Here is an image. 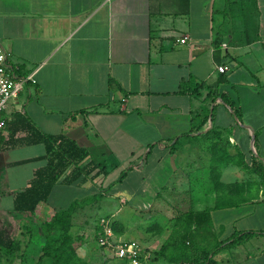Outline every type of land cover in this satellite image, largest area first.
I'll return each instance as SVG.
<instances>
[{"label":"crops","instance_id":"0c3cea01","mask_svg":"<svg viewBox=\"0 0 264 264\" xmlns=\"http://www.w3.org/2000/svg\"><path fill=\"white\" fill-rule=\"evenodd\" d=\"M0 44L19 76L33 74L5 113L0 221L4 195L14 209L15 193L46 163L45 145L25 141V118L74 139L105 171L56 184L39 216L90 199L74 219L102 201L114 217L129 202L150 208L156 197L167 205L185 195L189 207L212 214L206 228H192L201 246L264 230V221H240L243 210L264 204L260 176L250 170L253 156L264 160V0H0ZM222 93L242 121L214 101ZM229 186L242 202L217 207V189ZM236 247L238 256L219 252L218 264H238ZM263 247L256 254L264 256Z\"/></svg>","mask_w":264,"mask_h":264},{"label":"trees","instance_id":"16d2710c","mask_svg":"<svg viewBox=\"0 0 264 264\" xmlns=\"http://www.w3.org/2000/svg\"><path fill=\"white\" fill-rule=\"evenodd\" d=\"M217 97H220L231 110V113L239 121H242V112L228 94H219L214 98V101ZM214 114L215 110L213 116ZM21 121V127L28 130L26 143H42L46 148L44 155L46 163L35 171L34 177L27 187L14 195V213L16 215L29 213L32 217L30 221V242L33 247L24 251L21 264H44L47 258L52 261V264H91L85 257L80 255L78 249L81 237L76 236L73 231L76 210L83 206L85 202H89L90 199L76 200L65 208L56 209L49 218H44L43 221H35L33 217L38 207L49 201L54 186L59 182L71 184L79 179L90 178L94 180L105 171L101 168L100 163L90 159L89 149L80 146L74 139L65 134L45 133L29 119L21 118ZM240 164L243 167L250 166L245 158L240 161ZM132 168L131 165L125 170L119 181H122ZM250 170L257 173L261 179H264V160H260L258 156H253V164ZM216 178L217 185L223 186L219 182L220 177ZM232 187L229 186V193L226 190L222 193L220 188L217 189V207L233 206L242 202L237 201V195L233 193L236 190ZM118 221L114 219L113 222L116 231L119 229L118 224L120 222ZM177 221L182 222V229L171 241L163 245L160 251L174 264H218L216 255L222 250L242 245L255 236H264V230H241L235 232L226 240L217 241L210 248L197 245L196 234L192 229L193 226L198 230L204 229L211 224L213 220L210 211L194 209L182 214ZM18 246V238L8 225L2 221L0 223V250L10 254L14 253Z\"/></svg>","mask_w":264,"mask_h":264},{"label":"rangeland","instance_id":"374dc122","mask_svg":"<svg viewBox=\"0 0 264 264\" xmlns=\"http://www.w3.org/2000/svg\"><path fill=\"white\" fill-rule=\"evenodd\" d=\"M245 171V178L243 172L239 175L241 179L248 178L247 174H250V172L248 170ZM260 181L262 187H264V179L260 178ZM161 196L163 199L168 198L167 194H162ZM184 196L179 195L178 198L175 196L176 202L174 204L168 202L170 203L169 205L168 203L165 205L164 202H160L162 199L158 201V197H156L154 204L150 208H144L140 205L137 207L136 203L129 202L128 205H123L124 209L120 210L118 214H114V217L111 216L112 214L107 215L112 211L108 209L109 207H106V202L102 201V206L99 208H97V202L89 204V207L77 212L74 219L73 231L76 236L81 237L79 239L80 246L78 249L80 255L85 257L91 264H128V261L116 255V251L113 248L99 243V237L103 232L101 219L103 217H111L113 221L114 219H119L122 222L118 224L119 229L117 231L115 230V234L119 236L121 233H126V237L133 240L136 239L141 243V260L144 264H174L166 256L162 255L160 251L163 245L171 241L178 234L179 230L182 229L181 224L177 222L178 218L185 212L195 209L193 207L194 205L189 207L188 201H186L188 198ZM198 205L202 204L199 203ZM260 205L254 210H243L244 216L243 214L241 215L240 221H264V204ZM2 206L4 213L2 212L1 215L4 214L3 220H5L3 222L8 225L10 230L18 238L19 246L14 253L10 254L0 250V264H21V257L24 251L33 247L30 242L31 216L29 213H21V215H28V218L24 216L21 218L16 217L12 199L8 195H4ZM195 207L197 208L196 205ZM52 213L49 211L45 214L42 213L44 217L36 213L35 219L36 221H43L44 218L50 217ZM126 221H130V223L125 225ZM212 239L209 238L208 241L203 242L202 246L213 247V243H210ZM197 245H200V243H197ZM263 246L264 236L253 238L251 244L247 243L242 246H237L236 248L241 250L239 252L241 256L238 259L240 260L241 258L243 260V262L242 260L239 261L238 264H262L264 262V256H261L262 253L256 254V252H258V249H262ZM234 250L233 248L227 251H232V255L234 256L236 254ZM234 262L237 263V259L231 260L229 264H233ZM44 264H52V261L47 258Z\"/></svg>","mask_w":264,"mask_h":264},{"label":"built area","instance_id":"2783aa9c","mask_svg":"<svg viewBox=\"0 0 264 264\" xmlns=\"http://www.w3.org/2000/svg\"><path fill=\"white\" fill-rule=\"evenodd\" d=\"M181 41L185 42L186 38H182ZM9 56L10 53L0 44V139L8 126V118L5 113L10 101L18 96L27 78L33 79V74L28 77L19 76L16 68L11 65ZM219 69L222 72L226 70L224 66H220ZM113 222L111 217L101 219L103 232L99 237V243L113 248L116 255L128 261V264H143L141 244L115 234Z\"/></svg>","mask_w":264,"mask_h":264}]
</instances>
